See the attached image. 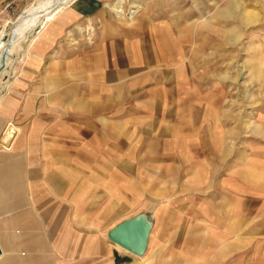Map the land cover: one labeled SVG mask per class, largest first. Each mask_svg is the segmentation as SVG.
<instances>
[{"label":"rangeland","instance_id":"1","mask_svg":"<svg viewBox=\"0 0 264 264\" xmlns=\"http://www.w3.org/2000/svg\"><path fill=\"white\" fill-rule=\"evenodd\" d=\"M40 1L1 3L5 39L22 10ZM114 2H102L104 19L115 23L111 27L141 26L143 38L150 39L147 66L119 75V82L133 81L146 89L123 91L129 105L118 117L123 125L128 114L134 134L141 135L118 137L117 154L108 152L105 139L86 136L92 149L101 141L105 146H100L103 154L86 155L102 166L85 171L99 176L94 187L87 186L86 202L79 203L85 216L80 220L106 234L119 222L145 214L152 226L143 256L155 252L163 264H211L214 252L213 264H234L236 255L222 258L221 247L246 235V226L264 224L257 217L264 216V0H123L120 17ZM37 26L11 52L0 75L2 101L25 78L31 63L28 42L41 28ZM88 26L93 28L91 39ZM97 26L78 19L58 40L75 47V39L83 35L90 44ZM162 32L178 43L180 55L158 42ZM26 98L27 93L20 96ZM147 98L153 107L162 98L169 117L147 121L137 115L136 101ZM176 103L182 110L177 115ZM20 108L33 115L43 113L45 106L30 102ZM236 229L240 234L229 233ZM257 261L264 264V256Z\"/></svg>","mask_w":264,"mask_h":264},{"label":"crops","instance_id":"2","mask_svg":"<svg viewBox=\"0 0 264 264\" xmlns=\"http://www.w3.org/2000/svg\"><path fill=\"white\" fill-rule=\"evenodd\" d=\"M103 1L72 0L41 26L28 42L31 63L25 78L14 83L10 97L0 100V264H163L157 253L134 255L111 241L101 227L80 220L85 216L79 203L86 202L87 186L94 187L99 176L85 171L102 166L87 161L86 155L103 154L105 146L101 141L100 150L92 149L86 136L105 139L108 152L114 154L118 137H140V132L134 134L128 114L123 125L118 117L129 105L123 91L145 87L119 82V75L138 73L150 62V39L141 35L143 27H111L115 23L104 19ZM116 6L117 0L112 7L117 15ZM83 18L98 24L90 44L83 35L75 39V47L67 39L58 40L65 28ZM88 31L91 39L93 28L88 26ZM159 41L180 55L178 43L163 32ZM157 88L151 90L162 92ZM24 93L29 98L23 101ZM30 102L44 105V112L30 115L21 112L22 107L18 110ZM135 104L136 114L147 121L169 115L162 98L154 107L149 98ZM176 106L175 115L182 111ZM108 138H114V143ZM246 228V235L221 247V256L236 255L234 264H261L257 260L264 256V224ZM240 230L229 233L240 234ZM213 258L214 252L211 264Z\"/></svg>","mask_w":264,"mask_h":264},{"label":"bare ground","instance_id":"3","mask_svg":"<svg viewBox=\"0 0 264 264\" xmlns=\"http://www.w3.org/2000/svg\"><path fill=\"white\" fill-rule=\"evenodd\" d=\"M71 1L72 0H42L38 4H32L22 10L14 21L9 32V39H5V31H1L0 75L11 57V52H13L16 44L21 38H23L24 35L35 26L41 25L43 27L46 22L53 20ZM122 4L123 0H117L116 12L118 16H121L123 13ZM134 12L135 11H132L130 14H133ZM4 141H8L7 136L4 137Z\"/></svg>","mask_w":264,"mask_h":264},{"label":"water","instance_id":"4","mask_svg":"<svg viewBox=\"0 0 264 264\" xmlns=\"http://www.w3.org/2000/svg\"><path fill=\"white\" fill-rule=\"evenodd\" d=\"M151 226L145 214H138L113 226L107 237L130 253L142 256L147 248Z\"/></svg>","mask_w":264,"mask_h":264}]
</instances>
